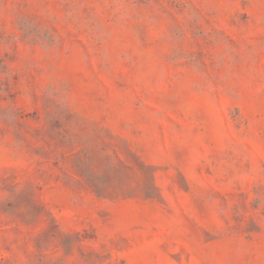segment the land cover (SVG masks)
<instances>
[{
  "label": "rangeland",
  "instance_id": "1",
  "mask_svg": "<svg viewBox=\"0 0 264 264\" xmlns=\"http://www.w3.org/2000/svg\"><path fill=\"white\" fill-rule=\"evenodd\" d=\"M0 264H264V0H0Z\"/></svg>",
  "mask_w": 264,
  "mask_h": 264
}]
</instances>
